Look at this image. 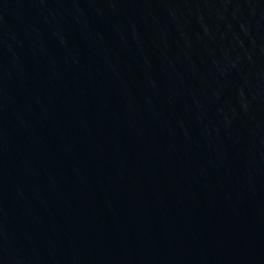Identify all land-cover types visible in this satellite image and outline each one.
Returning <instances> with one entry per match:
<instances>
[{
    "label": "water",
    "instance_id": "95a60500",
    "mask_svg": "<svg viewBox=\"0 0 264 264\" xmlns=\"http://www.w3.org/2000/svg\"><path fill=\"white\" fill-rule=\"evenodd\" d=\"M0 264H264V0H0Z\"/></svg>",
    "mask_w": 264,
    "mask_h": 264
}]
</instances>
